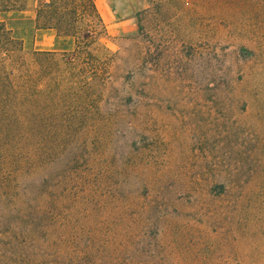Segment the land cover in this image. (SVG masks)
Segmentation results:
<instances>
[{"label":"rangeland","instance_id":"obj_1","mask_svg":"<svg viewBox=\"0 0 264 264\" xmlns=\"http://www.w3.org/2000/svg\"><path fill=\"white\" fill-rule=\"evenodd\" d=\"M46 3L0 0V264H264V0H95L65 37Z\"/></svg>","mask_w":264,"mask_h":264},{"label":"trees","instance_id":"obj_2","mask_svg":"<svg viewBox=\"0 0 264 264\" xmlns=\"http://www.w3.org/2000/svg\"><path fill=\"white\" fill-rule=\"evenodd\" d=\"M80 1L81 3H78ZM49 4V9L40 10L38 13V24H40L41 19L46 23L45 26H40L38 29L43 30H54L59 37H65V32L63 28H69V25L65 23V18L75 15L78 18V12L83 13L84 4L87 6L94 14L98 16L97 9L95 7V0H45ZM85 14V13H84ZM70 15V16H65ZM50 24V25H49ZM48 55V54H39ZM29 84L20 89L16 88L12 82L8 81V85L0 91V142L6 141V139L13 138V133L15 132V127L19 126L21 121L18 119L19 106L21 99H19V93L22 97H25L28 92ZM27 89V90H25ZM26 92V93H25ZM19 103V104H18ZM21 114V113H20Z\"/></svg>","mask_w":264,"mask_h":264}]
</instances>
